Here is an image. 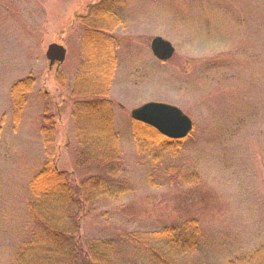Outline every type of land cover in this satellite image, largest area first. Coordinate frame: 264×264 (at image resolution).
Returning <instances> with one entry per match:
<instances>
[{"label": "rangeland", "instance_id": "374dc122", "mask_svg": "<svg viewBox=\"0 0 264 264\" xmlns=\"http://www.w3.org/2000/svg\"><path fill=\"white\" fill-rule=\"evenodd\" d=\"M97 1L0 0V264H12L32 231L27 207L45 163L46 117L56 124L59 171L93 174L77 166L71 91L83 62L79 17ZM116 14L109 99L131 188L98 200L83 222L85 241H111L114 263L133 264L128 233L173 228L186 238L192 218L201 233L187 264L252 257L264 248V0H123ZM156 37L174 46L171 60L154 56ZM54 43L67 50L62 66L46 57ZM29 77L35 84L17 122L12 89ZM150 102L178 107L194 123L175 156L156 159L136 145L132 113Z\"/></svg>", "mask_w": 264, "mask_h": 264}, {"label": "trees", "instance_id": "16d2710c", "mask_svg": "<svg viewBox=\"0 0 264 264\" xmlns=\"http://www.w3.org/2000/svg\"><path fill=\"white\" fill-rule=\"evenodd\" d=\"M121 3L123 0H100L88 6L85 15L79 17L84 28L83 62L71 91L72 114L80 145L78 169L93 174L78 179L73 173L59 171L56 124L52 117H46L47 125L41 129L45 163L30 183L33 201L27 207L32 231L18 247L12 264H115V244L104 240L86 242L83 222L96 214L99 199L121 197L131 188V184L123 180L124 160L114 127V103L109 99L118 66L113 33L122 25L116 14L117 5ZM100 61L105 63H98ZM58 80L61 88H67L62 75ZM34 84V78L29 77L12 89L17 122L25 105V96ZM94 120L101 126H93ZM132 131L138 149L156 159L175 156L192 135L183 141H173L155 128L135 120ZM200 227L199 221L187 220L183 227L186 238L177 235L173 228L128 233L125 240L133 252L132 263L187 264L185 258L198 251ZM229 264H264V248L250 258Z\"/></svg>", "mask_w": 264, "mask_h": 264}, {"label": "water", "instance_id": "95a60500", "mask_svg": "<svg viewBox=\"0 0 264 264\" xmlns=\"http://www.w3.org/2000/svg\"><path fill=\"white\" fill-rule=\"evenodd\" d=\"M154 56L160 61H168L173 58L175 48L171 42L161 37H156L152 42ZM67 51L64 46L51 44L48 47L46 57L53 67L62 65L66 60ZM135 121L155 128L165 137L181 141L186 139L193 131V121L179 108L162 103H147L132 113Z\"/></svg>", "mask_w": 264, "mask_h": 264}]
</instances>
